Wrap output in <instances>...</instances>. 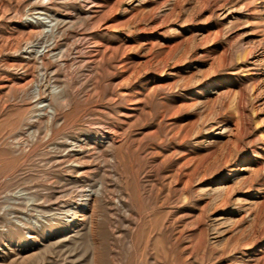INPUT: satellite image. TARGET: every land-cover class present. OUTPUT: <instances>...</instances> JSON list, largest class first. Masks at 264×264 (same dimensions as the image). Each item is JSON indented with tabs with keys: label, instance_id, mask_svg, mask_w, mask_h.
Returning a JSON list of instances; mask_svg holds the SVG:
<instances>
[{
	"label": "rangeland",
	"instance_id": "obj_1",
	"mask_svg": "<svg viewBox=\"0 0 264 264\" xmlns=\"http://www.w3.org/2000/svg\"><path fill=\"white\" fill-rule=\"evenodd\" d=\"M0 264H264V0H0Z\"/></svg>",
	"mask_w": 264,
	"mask_h": 264
},
{
	"label": "bare ground",
	"instance_id": "obj_2",
	"mask_svg": "<svg viewBox=\"0 0 264 264\" xmlns=\"http://www.w3.org/2000/svg\"><path fill=\"white\" fill-rule=\"evenodd\" d=\"M33 20V19H32ZM34 20H37V21H43V22H47V24H50L48 23V19L45 18L44 15H37L36 17H34ZM30 22V21H29Z\"/></svg>",
	"mask_w": 264,
	"mask_h": 264
}]
</instances>
